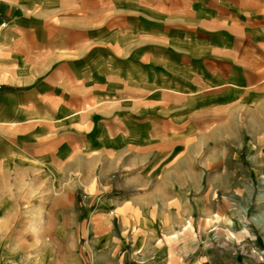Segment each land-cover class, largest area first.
Here are the masks:
<instances>
[{
	"label": "crops",
	"instance_id": "crops-1",
	"mask_svg": "<svg viewBox=\"0 0 264 264\" xmlns=\"http://www.w3.org/2000/svg\"><path fill=\"white\" fill-rule=\"evenodd\" d=\"M208 86L227 87L222 102L264 87V0H0V180L25 189L32 177L66 194L83 186L98 247L122 243L104 236L113 211L126 260L179 264L188 247L174 240L194 233L185 197L167 208L186 184L169 178L170 137L184 139L186 118L217 102L197 94ZM117 171L122 193L112 195ZM153 173L154 188L136 192ZM0 200V211L18 201ZM198 239L185 264L224 263L220 249L201 255Z\"/></svg>",
	"mask_w": 264,
	"mask_h": 264
},
{
	"label": "rangeland",
	"instance_id": "rangeland-1",
	"mask_svg": "<svg viewBox=\"0 0 264 264\" xmlns=\"http://www.w3.org/2000/svg\"><path fill=\"white\" fill-rule=\"evenodd\" d=\"M255 62L262 60L256 57ZM239 64L245 69L246 59H240ZM226 88L208 86L199 90L200 97L215 98L217 102L186 118L191 133L184 139L170 137L174 149L170 153L169 178L186 182L175 187L172 201L179 195L187 199L192 213L185 219L194 233L191 243L188 238L174 240L176 251L188 247L180 257L181 264L199 252L192 244L198 238H204L199 244L201 255L220 249L223 264H229L227 257L231 252L247 257L253 251L257 254L256 264L263 263L258 250H264V87L251 97L247 93L252 88L245 90L242 98L222 102L219 98ZM158 176L153 173L136 192L151 191ZM121 178L118 171L109 176L115 188L112 195L122 193L116 186ZM28 181L31 183L24 189L21 184L10 185L13 178L9 184L5 178L0 180V198L18 200H10L0 211V264H104L107 260L136 264L126 260L130 245L120 229L118 214L108 212L104 233L113 240L122 239L117 251L111 244H95L103 234L87 232L89 205L85 187H76L66 194L49 181H34L32 177ZM159 188V193H163V188ZM172 201L167 208L178 209V203Z\"/></svg>",
	"mask_w": 264,
	"mask_h": 264
}]
</instances>
